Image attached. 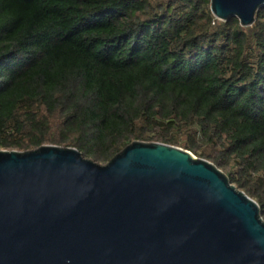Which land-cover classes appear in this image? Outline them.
Here are the masks:
<instances>
[{
    "label": "trees",
    "instance_id": "trees-1",
    "mask_svg": "<svg viewBox=\"0 0 264 264\" xmlns=\"http://www.w3.org/2000/svg\"><path fill=\"white\" fill-rule=\"evenodd\" d=\"M136 141L212 162L264 219V7L245 28L210 0H0V151L105 165Z\"/></svg>",
    "mask_w": 264,
    "mask_h": 264
},
{
    "label": "water",
    "instance_id": "water-1",
    "mask_svg": "<svg viewBox=\"0 0 264 264\" xmlns=\"http://www.w3.org/2000/svg\"><path fill=\"white\" fill-rule=\"evenodd\" d=\"M262 7L210 0L245 28ZM0 264H264V219L179 147L136 141L105 165L72 147L0 151Z\"/></svg>",
    "mask_w": 264,
    "mask_h": 264
},
{
    "label": "rangeland",
    "instance_id": "rangeland-1",
    "mask_svg": "<svg viewBox=\"0 0 264 264\" xmlns=\"http://www.w3.org/2000/svg\"><path fill=\"white\" fill-rule=\"evenodd\" d=\"M196 156V155H195ZM197 157V156H196Z\"/></svg>",
    "mask_w": 264,
    "mask_h": 264
}]
</instances>
